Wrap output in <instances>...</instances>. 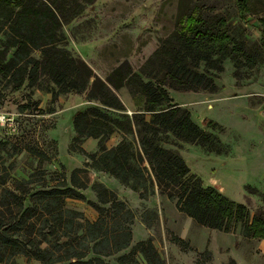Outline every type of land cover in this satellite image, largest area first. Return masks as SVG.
<instances>
[{"label": "trees", "instance_id": "1", "mask_svg": "<svg viewBox=\"0 0 264 264\" xmlns=\"http://www.w3.org/2000/svg\"><path fill=\"white\" fill-rule=\"evenodd\" d=\"M95 0H0V30L6 35L0 52V74L14 90L25 83L42 90L55 103L61 96L83 95L103 109L89 107L72 118L74 137L69 151L87 158L85 168L103 173L137 193L141 200L159 194L174 201L175 208L198 226L230 233L239 227L245 239L264 240V212L251 213L246 205L228 201L190 172L181 156L164 146H200L210 153L225 152L215 135L191 120L190 112L172 104L169 90L178 93L217 91L214 74L223 72L231 60L236 68L262 63L246 40L236 34L228 15L214 9L202 12L192 0H180L176 29L159 41L138 72L125 60L105 80L63 45L60 31ZM238 17L256 20L264 28V0H236ZM259 48L264 50V30ZM10 50V58L7 55ZM35 54L39 56L36 57ZM203 67L202 70L200 68ZM47 85H41L40 81ZM125 89L141 110L125 114L117 92ZM118 113L111 116V112ZM121 140L108 148L113 134ZM97 141V152L87 153L76 144ZM43 175L44 173H38ZM86 170L71 172L47 187L34 181H16L14 190L0 192V264H17V256L39 264H110L105 258L128 250L132 242L134 215L126 203L103 183L90 185L97 202L87 201L96 211L94 221L66 206V200L86 201L80 191L89 187ZM264 201V197H263ZM252 215V216H251ZM155 217V215H153ZM142 223L149 225L145 216ZM174 243L183 251L188 243ZM165 264L150 239L137 243L116 264ZM228 264H235L229 260Z\"/></svg>", "mask_w": 264, "mask_h": 264}, {"label": "rangeland", "instance_id": "2", "mask_svg": "<svg viewBox=\"0 0 264 264\" xmlns=\"http://www.w3.org/2000/svg\"><path fill=\"white\" fill-rule=\"evenodd\" d=\"M179 1L95 0L85 6L81 16L61 29L63 45L103 80L125 60L138 72L159 41L176 29ZM192 1L202 12L214 9L215 13L228 15L236 34L243 36L246 48L261 57L262 63L252 68H236L226 59L223 72L214 74L217 91L212 94L168 91L172 104L186 108L193 122L215 135L224 153H210L186 143L180 148L164 147L176 151L205 187L228 201L246 205L252 214L258 209L264 212V50L259 48L264 28L256 20L258 17L247 18V23L240 20L236 0ZM5 40L6 35L0 30V52L4 50ZM40 83L48 84L45 80ZM126 94L124 89L117 92L121 101ZM141 106L132 99V112L126 109L125 114L132 115ZM89 107L103 109L99 103L87 101L85 94L61 96L53 104L50 95L41 89L30 88L25 83L14 90L0 74V116L12 120V123H0V192L14 190L16 181L30 178L35 188L38 184L53 187L62 179L69 184L73 170H86L85 175H80L89 182V187L80 191L86 201L67 199L69 209L81 212L89 221L96 220V211L87 203L97 202L90 185L104 181L134 215L130 248L105 258L106 262L116 264L117 256L150 239L165 264H228L231 259L235 264H264V241L244 239L239 227L230 233L200 227L181 214L174 201L159 194L155 184L150 187L153 194L141 200L118 181H110L104 174L85 168L87 158L70 152L69 147L74 136L72 118ZM116 115L117 112H111V116ZM121 139L115 133L106 146L113 147ZM76 147L95 153L97 141L85 140ZM42 172L43 175L38 174ZM143 216L149 225L142 223ZM175 238L188 243L190 250L183 251L173 242ZM138 261L146 264L140 256ZM15 263L39 264L20 255Z\"/></svg>", "mask_w": 264, "mask_h": 264}, {"label": "crops", "instance_id": "3", "mask_svg": "<svg viewBox=\"0 0 264 264\" xmlns=\"http://www.w3.org/2000/svg\"><path fill=\"white\" fill-rule=\"evenodd\" d=\"M125 90V89H124ZM125 92H127V90H125ZM122 104L124 106L125 109H128V112H132L130 109L132 108V98L130 95H128V93L124 96V98L122 99ZM130 107V108H129ZM134 114V113H133ZM74 137V136H73ZM89 140V139H87ZM86 140V141H87ZM103 174V173H102ZM105 175V174H104ZM105 177H108L107 179H109L111 181V179L113 178H110L108 175H105ZM115 180V179H113ZM101 183H103L104 185L106 184V182L104 181H101ZM111 190V189H110ZM113 191V190H112ZM261 241H264V240H261Z\"/></svg>", "mask_w": 264, "mask_h": 264}, {"label": "built area", "instance_id": "4", "mask_svg": "<svg viewBox=\"0 0 264 264\" xmlns=\"http://www.w3.org/2000/svg\"><path fill=\"white\" fill-rule=\"evenodd\" d=\"M0 123L5 124V123H12V120L6 117L5 115L0 116Z\"/></svg>", "mask_w": 264, "mask_h": 264}]
</instances>
